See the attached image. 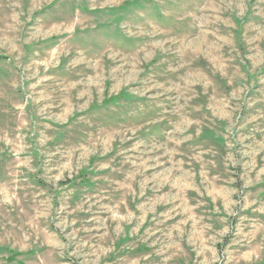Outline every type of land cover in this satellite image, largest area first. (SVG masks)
<instances>
[{
	"label": "rangeland",
	"instance_id": "obj_1",
	"mask_svg": "<svg viewBox=\"0 0 264 264\" xmlns=\"http://www.w3.org/2000/svg\"><path fill=\"white\" fill-rule=\"evenodd\" d=\"M0 264H264V0H0Z\"/></svg>",
	"mask_w": 264,
	"mask_h": 264
}]
</instances>
